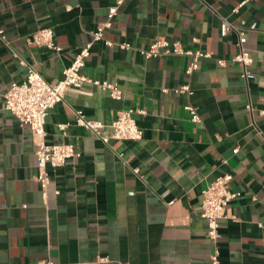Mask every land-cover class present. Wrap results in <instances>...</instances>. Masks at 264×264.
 <instances>
[{
	"label": "crops",
	"instance_id": "crops-1",
	"mask_svg": "<svg viewBox=\"0 0 264 264\" xmlns=\"http://www.w3.org/2000/svg\"><path fill=\"white\" fill-rule=\"evenodd\" d=\"M239 2L124 1L104 30L113 45L94 42L81 69L116 84L122 98L91 83L66 89L47 114L46 141L72 144L80 155L48 167L43 195L30 128L3 107V94L28 66L49 83L61 79L114 0H0V264H208L214 244L201 190L225 172L240 195L220 225V264H264V0L234 11ZM43 27L53 29L60 52L26 42ZM238 30L253 59L248 79L231 60ZM158 36L212 55L186 74L189 55L139 52ZM185 84L190 94L175 91ZM121 109L134 111L140 140L104 143L75 123L80 110L106 133Z\"/></svg>",
	"mask_w": 264,
	"mask_h": 264
},
{
	"label": "built area",
	"instance_id": "built-area-1",
	"mask_svg": "<svg viewBox=\"0 0 264 264\" xmlns=\"http://www.w3.org/2000/svg\"><path fill=\"white\" fill-rule=\"evenodd\" d=\"M126 0H114L106 13L105 20L91 32V38L86 41L78 52L74 55L71 62L62 71V78L55 83L47 82L43 76L32 66L27 67L25 78L21 82L13 81L3 94V107L8 110L20 123L29 126L32 141L35 145L36 168L37 172L34 179L39 183L43 195L45 188L49 183L48 167L56 168L66 163L69 158L79 156L72 144L64 142L48 143L46 141L45 122L49 110L64 98V93L69 87H80L85 83H91L106 90L114 99L122 98L121 89L114 83L88 78L81 72L86 59L90 54V48L96 41H102L111 46L112 42L105 38L104 30L111 27L112 20L117 14L118 8ZM247 0H240L234 11ZM224 29L228 31L230 24L224 20ZM0 38L4 40V35L0 31ZM246 35L243 30L237 31V52L231 60L242 66V76L246 79L252 78L253 74L248 71V66L253 62L252 57L244 48ZM26 42L37 47H46L54 52H60L61 46L55 43L53 29L43 27L31 33ZM120 48H130L128 43L119 44ZM139 52L145 57H155L164 53L186 54L191 56L190 62L186 67L185 73L191 74L199 67V60L203 57H210L212 52L201 50H190L184 48L179 42L168 41L164 37H156L152 40L146 49H140ZM219 65H224L225 60H217ZM177 92L191 93L189 85L185 84L177 88ZM246 108L252 112V106L246 105ZM190 113L191 120L199 121V115L196 108L190 104L185 106ZM260 116L264 118V107L258 110ZM134 111L121 109L116 118L111 122L109 132H104V125L93 119H87L80 110H76L75 123L85 127L93 132L102 142L108 143L110 139L115 140H140L142 130L138 126ZM67 124H59V128L64 130ZM136 171V169H134ZM232 174L225 172L217 175L205 188L201 190L200 215L206 220V235L214 244L213 253L209 257L208 264H220L217 242L220 240L221 223L229 218V202L240 195L230 189ZM103 258H99V261ZM41 264H53L46 261Z\"/></svg>",
	"mask_w": 264,
	"mask_h": 264
}]
</instances>
